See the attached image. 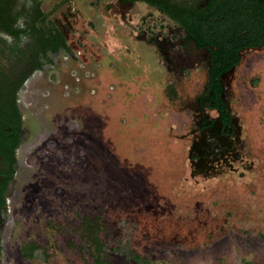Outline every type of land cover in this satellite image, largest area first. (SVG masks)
<instances>
[{"label": "rangeland", "instance_id": "374dc122", "mask_svg": "<svg viewBox=\"0 0 264 264\" xmlns=\"http://www.w3.org/2000/svg\"><path fill=\"white\" fill-rule=\"evenodd\" d=\"M70 3L73 56L18 97L23 134L0 264H95L80 229L94 216L104 264H264V47L244 54L225 95L231 148L198 171L193 104L204 75L175 85L142 39L171 25L140 3L123 15L115 0ZM28 244L39 247L31 258L20 250Z\"/></svg>", "mask_w": 264, "mask_h": 264}, {"label": "flooded vegetation", "instance_id": "af4514ba", "mask_svg": "<svg viewBox=\"0 0 264 264\" xmlns=\"http://www.w3.org/2000/svg\"><path fill=\"white\" fill-rule=\"evenodd\" d=\"M3 1L4 14L13 30L9 33L0 27V123L14 124L19 120L20 127L17 140L11 133L7 138L2 137V143L8 145L6 151L13 149V156L5 154L2 156L3 152L0 151V187H4L0 189V232L8 212L9 194L18 165L16 155L20 150L23 134V119L18 97L22 86L29 78L44 71L45 68H55L58 57L73 56L69 46L71 32L69 20L75 14L70 0H60L48 10L43 8L44 0ZM167 1L169 9L175 10L176 13L181 8H188L192 13H198L209 20L206 22L207 25H202L198 36L190 34L187 28L190 23L182 24L179 18L173 19L148 4L115 0L116 8L122 15L124 11L140 3L159 13L161 19L171 25H162L158 33L143 31L142 39L159 51L164 68L178 80L175 85L183 83V80L190 77L193 72L202 71L204 82L201 83V92L193 104L199 138L192 142L190 162L198 171H206L212 168L209 162L231 148L229 138L236 136L237 130L233 116L229 113L225 95L231 87L232 76L244 54L264 47L242 45L245 39L250 37L247 27L263 30L264 33V0H161L165 7ZM215 42H228L239 48L236 63L219 77L221 99L227 106V115L223 118L228 119L227 123L221 120L218 111L209 108V103L200 102L203 92L211 86L212 61L217 50L214 47ZM231 62L230 59L228 64ZM169 88L173 90L172 85ZM206 110L214 111L216 117L208 118ZM203 123L206 126H203ZM226 129L229 132H225ZM7 131L11 132V127H7ZM13 159L16 160L14 163ZM12 170L14 173L10 175Z\"/></svg>", "mask_w": 264, "mask_h": 264}, {"label": "trees", "instance_id": "16d2710c", "mask_svg": "<svg viewBox=\"0 0 264 264\" xmlns=\"http://www.w3.org/2000/svg\"><path fill=\"white\" fill-rule=\"evenodd\" d=\"M132 3L141 2L148 4L156 9H159L161 12L166 13L173 19H180L182 21V24H189L190 26H187V28L190 31V34L199 35L200 29L202 25H207V21L205 17L201 16L198 13H192L188 8H181L179 12L176 13V11H172L169 9V3L167 1V6L165 7L161 0H130ZM4 1L0 0V27L5 29L6 31L12 32L13 29H11V26L9 22L7 21V18L4 14ZM185 26V25H184ZM264 29V28H263ZM246 30L248 31V37L245 39V43L242 44L244 46L248 47H259L264 45V33L263 30L260 31V29L255 28H249L247 27ZM259 31V32H258ZM257 38L259 40H257ZM214 47L217 48L216 52L213 55V61H212V80H211V86L210 89L207 91H204L203 94L200 97L201 103H209V108L214 109L218 111L221 115V120H223L225 123H227V120H225L223 117L227 115V106L226 102L221 99V92L222 89L219 84V77L222 74V72L227 71L229 68H231L236 63V57L237 53L239 51V48L236 47L233 44H228V42H215ZM228 59V60H227ZM231 59V63L228 64V62ZM166 95L169 98L174 97V92L170 89H167ZM203 126H206L203 123ZM7 127H11V132L7 131ZM19 120L12 124V123H0V151L3 152L2 156L5 154L6 156H13V149L10 151H6V148L8 145L6 143H2L4 138L9 137L10 133L15 137V140L18 138L19 134ZM13 148V147H12ZM4 151H6L4 153ZM9 152V154H7ZM16 160L13 159V163ZM14 171L10 173L12 175ZM9 175V176H10ZM8 176V177H9ZM0 189H4V187H0ZM1 194V193H0ZM80 229H81V235L84 239L85 246L87 250L89 251L90 257L92 258L93 262L95 264H104V261L102 260L101 256L104 253V244L100 238V232L102 230V224L100 221V218L97 216H94L92 218L89 217H83L81 219L80 223ZM34 244H28L23 245L21 247V253L26 258H31V255L35 251ZM39 248V247H37Z\"/></svg>", "mask_w": 264, "mask_h": 264}, {"label": "water", "instance_id": "95a60500", "mask_svg": "<svg viewBox=\"0 0 264 264\" xmlns=\"http://www.w3.org/2000/svg\"><path fill=\"white\" fill-rule=\"evenodd\" d=\"M225 132H229V131L226 129Z\"/></svg>", "mask_w": 264, "mask_h": 264}]
</instances>
